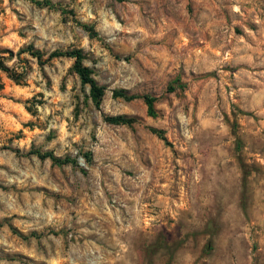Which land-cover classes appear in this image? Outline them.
I'll return each mask as SVG.
<instances>
[{"label":"rangeland","instance_id":"obj_1","mask_svg":"<svg viewBox=\"0 0 264 264\" xmlns=\"http://www.w3.org/2000/svg\"><path fill=\"white\" fill-rule=\"evenodd\" d=\"M31 1L0 0V264H264V0ZM27 47L79 50L99 107Z\"/></svg>","mask_w":264,"mask_h":264},{"label":"trees","instance_id":"obj_2","mask_svg":"<svg viewBox=\"0 0 264 264\" xmlns=\"http://www.w3.org/2000/svg\"><path fill=\"white\" fill-rule=\"evenodd\" d=\"M31 2L34 3L36 6H47L48 5V2L45 0L44 1L32 0ZM24 52H26L30 57L34 58L37 61V63H42V61H46L51 58H57V57L71 58L73 72L77 75L79 82L82 85L87 86L89 97L93 105L96 108L99 107L102 96H103V88L94 81V79L91 77L90 70L82 64V54L79 50L73 49V50H67L63 52H60V51L51 52L46 55L45 60H41L43 55L40 52L32 50L30 47H27L24 50ZM0 71H1V68H0ZM7 75H8L7 77L14 82L21 81L20 74L10 72ZM112 96L122 98L125 101H130L136 98L133 95L127 96L124 92H121V91H113ZM142 101L146 107L147 114L153 115L154 99L148 96H143ZM103 121L107 124H112V125L130 126L132 119L126 118L124 116H105L103 117ZM150 132L153 134H156L160 139H163L162 136L160 135V132L154 129H150ZM14 152L18 153L17 150H15ZM29 153L34 154L39 159L48 158L53 164L61 165V164L75 163V160L70 159L69 157H64L63 159H60V158L53 157L49 153H39L37 151H31ZM81 157L85 163H88L91 158L88 152L81 154Z\"/></svg>","mask_w":264,"mask_h":264}]
</instances>
